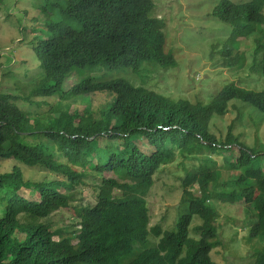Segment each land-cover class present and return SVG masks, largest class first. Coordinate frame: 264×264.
Instances as JSON below:
<instances>
[{
	"label": "trees",
	"instance_id": "16d2710c",
	"mask_svg": "<svg viewBox=\"0 0 264 264\" xmlns=\"http://www.w3.org/2000/svg\"><path fill=\"white\" fill-rule=\"evenodd\" d=\"M48 8L59 10L49 37L24 43L39 63L24 75L29 96L0 84V264H215L218 201L245 208L248 238L260 245L254 263L264 264V151L230 128L217 139L210 127L235 103L264 115V90L227 84L191 104L135 86L144 65L172 64L153 0H55ZM211 17L230 29L224 43L236 59L225 64H243L237 48L254 38L251 68L264 79V0H220ZM95 95H104L97 110ZM35 96L67 103L57 117H30L23 107ZM71 103L85 108L70 112ZM177 161L180 212L168 231L150 226L147 198ZM4 164L12 167L4 172ZM87 180L95 182L91 205L80 199ZM62 210L76 221L69 233L49 220ZM194 218L200 224L190 233Z\"/></svg>",
	"mask_w": 264,
	"mask_h": 264
},
{
	"label": "rangeland",
	"instance_id": "374dc122",
	"mask_svg": "<svg viewBox=\"0 0 264 264\" xmlns=\"http://www.w3.org/2000/svg\"><path fill=\"white\" fill-rule=\"evenodd\" d=\"M219 1L153 0L151 17L163 21L165 25L164 53L171 55L172 64L163 67L144 65L139 74L133 77L135 86L174 101L185 100L191 104L207 102L227 84H234L246 91L264 90V79L251 68L256 58L254 38L241 41L237 48V52L244 58L243 64L237 63L232 67L225 64L232 58L236 59V54H230L232 58L227 55L229 51L224 42L228 37L229 27L211 17V12ZM54 2L55 0H0V65L5 69L3 73H9L6 77L8 82L0 80V84L8 86L7 90L11 94L17 93L16 90L20 96H29V92L25 90L28 82L24 75L33 74V67L39 63L32 58V52L24 43L26 39L42 40L49 37L48 27L57 21L59 13L58 9L48 8ZM103 99L104 95L92 96V109L97 110ZM32 101L36 103L24 105L23 109L29 112L30 117L45 116L44 118L57 117L56 111L59 110L56 108L67 103L57 97L35 96ZM235 106V110L230 108L226 115L211 120V131L217 139H223L230 128L232 135L238 137L240 143L264 151V115L240 103H235ZM69 108L70 112H80L85 105L71 103ZM180 163L177 161L160 171L154 179L147 198L150 226L161 225L163 230H173L172 224L180 212L179 209L176 210L181 194L178 179L184 176ZM2 167L6 172L12 165L4 164ZM24 174L29 178L42 176L41 172L35 170L25 171ZM221 178L225 179L226 175L223 173ZM94 183L87 180L86 186L81 188L80 199H83L84 204L91 205L94 201L93 190L89 187ZM19 193L26 198H33L31 191L22 189ZM212 207L218 215L215 223L219 245L211 251V260L215 264H255L254 253L258 251V241L248 238L246 217L243 214L245 208L242 204L229 206L218 201L213 202ZM248 218L252 219L253 214H248ZM49 220L65 233L77 227L71 210L59 211ZM199 224V220L194 218L190 233Z\"/></svg>",
	"mask_w": 264,
	"mask_h": 264
}]
</instances>
